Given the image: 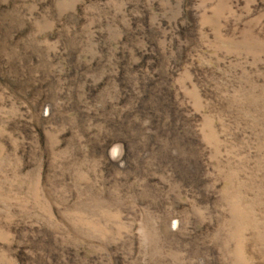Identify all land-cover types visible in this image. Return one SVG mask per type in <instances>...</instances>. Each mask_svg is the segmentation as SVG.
Listing matches in <instances>:
<instances>
[{"label": "rangeland", "instance_id": "obj_1", "mask_svg": "<svg viewBox=\"0 0 264 264\" xmlns=\"http://www.w3.org/2000/svg\"><path fill=\"white\" fill-rule=\"evenodd\" d=\"M0 264H264V0H0Z\"/></svg>", "mask_w": 264, "mask_h": 264}]
</instances>
